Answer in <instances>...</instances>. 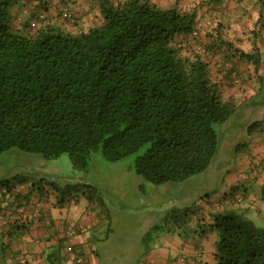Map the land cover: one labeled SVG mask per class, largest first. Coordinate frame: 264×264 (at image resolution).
I'll list each match as a JSON object with an SVG mask.
<instances>
[{
    "label": "trees",
    "instance_id": "1",
    "mask_svg": "<svg viewBox=\"0 0 264 264\" xmlns=\"http://www.w3.org/2000/svg\"><path fill=\"white\" fill-rule=\"evenodd\" d=\"M94 1L99 15L85 30L72 13V0H58L57 16L47 15L52 0H0V154L18 149L45 160L68 155L86 172L97 151L118 163L145 148L133 168L143 182L157 189L191 180L196 181L187 186L201 184L197 194L174 202L160 223L149 222L142 237L146 254L162 248L167 235L186 241L192 234H213L215 251L206 264H264V225L255 226L234 207L222 209L224 201H210L212 194L201 191L205 181L198 180L216 164L222 139L236 137L231 121L245 113L234 99L222 98L208 64L194 51L196 14L153 0ZM36 7L35 21L12 24L14 8ZM262 163L254 164V179ZM81 195L77 199L87 200L101 216L105 236L111 235L113 212L97 190L89 186ZM66 251L75 253L72 246ZM49 264L62 263L53 254ZM194 264H203L202 252Z\"/></svg>",
    "mask_w": 264,
    "mask_h": 264
},
{
    "label": "crops",
    "instance_id": "2",
    "mask_svg": "<svg viewBox=\"0 0 264 264\" xmlns=\"http://www.w3.org/2000/svg\"><path fill=\"white\" fill-rule=\"evenodd\" d=\"M72 1L69 5L79 28L86 30L92 21L96 22L98 6L94 0ZM153 2L162 8L177 6L182 11L196 14L199 30L190 39L191 43L197 44L195 53H199L208 64L212 80L219 83L222 98L234 99L239 111L243 106L246 109L249 124L240 125L239 128L232 126L231 134L235 132L236 137L232 145L221 146V154L214 167L198 179L205 181L201 191L210 192L213 203L224 201L222 209H240L236 206L241 205L244 211L261 217L264 214V173L254 179L250 172L254 164L264 161V0ZM57 3L58 0H52L47 15L55 16L57 10L61 11V7L57 9ZM30 9H18L24 16H16L12 24L30 21L34 8ZM63 26L78 31L77 27L74 29L65 23ZM185 38L181 36L178 41L183 42ZM253 123L256 126L254 124L251 130L248 129ZM256 127L261 130L260 137L254 135ZM224 131L225 134L226 128ZM30 185L23 184L9 192L0 190V195H3L0 199V243L7 246L5 253L0 252V264H49L53 254H57L62 264H77V254L83 259L82 264H101L95 243L105 236V227L101 216L93 211L87 200L82 197L59 200L52 188L44 193H32L31 189L36 187L32 184L30 188ZM153 190L157 188L153 187ZM240 196L244 197L242 204L230 202V199ZM200 203L205 206L203 202ZM68 231L73 233L68 234ZM42 237L46 241L39 243L38 239ZM170 238L167 235L165 240ZM105 239L109 241L110 235ZM191 242V251L183 249L188 252L186 258L191 261L189 264H194L195 256L200 252L203 264L210 263L216 236L208 234L200 238L192 234L186 241L178 238L174 249L154 248L145 260L139 259L138 264H166L170 255L180 252L178 245L183 248ZM102 244L106 242H99L104 249ZM67 246H72L75 253H68Z\"/></svg>",
    "mask_w": 264,
    "mask_h": 264
},
{
    "label": "rangeland",
    "instance_id": "3",
    "mask_svg": "<svg viewBox=\"0 0 264 264\" xmlns=\"http://www.w3.org/2000/svg\"><path fill=\"white\" fill-rule=\"evenodd\" d=\"M158 1L161 4L166 2V0ZM39 12L38 7L34 8L31 20L35 21L33 15H37ZM10 15L22 17L24 13L22 15L18 8H14ZM24 19L26 18L24 17ZM21 20L23 21V19ZM16 27H19V24ZM245 110V106L240 109L239 112L242 116ZM231 123V126L239 128L240 125L249 124V121L244 116L240 119H233ZM260 131L256 127L254 135L260 137ZM233 134L235 135V132ZM234 138H223L222 144L232 145ZM144 150L145 148L118 163L108 162L102 157L101 152L97 151L92 155L88 170L83 172L73 166L68 155L45 160L40 155L12 149L0 154V190L11 187L18 188L20 185L31 183L30 188H32V184L36 187L31 189L32 193L40 191L44 193L53 187L57 189L58 193L61 191L66 200L71 197L77 199V195L82 196V193L88 194L89 186L95 188L106 207L113 212V229L110 240L105 241L104 236L95 243L97 254L100 253L101 264H137L139 259L145 260L149 254V252L146 254V248L143 249L142 245V237L144 235L146 237L149 231V222L153 220L156 224L160 223L174 202L183 199L184 194H197L201 185L198 181L192 184V187L187 186L196 181L191 180L192 182L187 184L169 183L154 191L153 186L143 182V179L138 177L133 169L136 158L142 155ZM142 185L146 188V192L140 189ZM144 193L146 194L144 195ZM236 208H240L239 211L246 215L255 226L264 225V217H257L253 212L244 211L241 205ZM152 233L154 232L151 231V235ZM176 241H178L177 236H171L170 240L162 241V249L176 248ZM99 242H106L105 245L102 244L104 249L99 245ZM191 246L193 247L192 242L183 248L178 245L180 252L170 255L166 259V264L176 262L177 258L187 259L188 252H184L183 249L191 251ZM1 247L4 249L5 246L1 245ZM152 250H154L153 247Z\"/></svg>",
    "mask_w": 264,
    "mask_h": 264
},
{
    "label": "built area",
    "instance_id": "4",
    "mask_svg": "<svg viewBox=\"0 0 264 264\" xmlns=\"http://www.w3.org/2000/svg\"><path fill=\"white\" fill-rule=\"evenodd\" d=\"M65 16H68L67 13L65 14ZM39 17H40V19H43L44 15H40ZM256 171H257V174L258 173L263 174L264 173V163L260 164V166L257 167ZM71 233H73V232L72 231H68V234H71ZM45 241H46L45 237H42V238L38 239L39 243H44ZM68 251H71V248H68ZM76 263L77 264H82L83 263V259L81 258V256H77Z\"/></svg>",
    "mask_w": 264,
    "mask_h": 264
},
{
    "label": "clouds",
    "instance_id": "5",
    "mask_svg": "<svg viewBox=\"0 0 264 264\" xmlns=\"http://www.w3.org/2000/svg\"><path fill=\"white\" fill-rule=\"evenodd\" d=\"M181 261H184V258L180 259ZM173 264V263H172Z\"/></svg>",
    "mask_w": 264,
    "mask_h": 264
}]
</instances>
